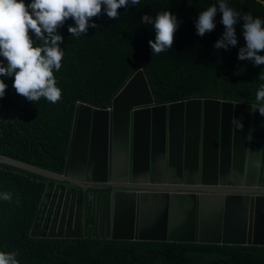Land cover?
<instances>
[{
    "label": "trees",
    "instance_id": "1",
    "mask_svg": "<svg viewBox=\"0 0 264 264\" xmlns=\"http://www.w3.org/2000/svg\"><path fill=\"white\" fill-rule=\"evenodd\" d=\"M139 67L156 105L264 109V5L0 0L1 157L62 175L77 103L108 108ZM46 181L0 165V264H264V248L31 238Z\"/></svg>",
    "mask_w": 264,
    "mask_h": 264
},
{
    "label": "water",
    "instance_id": "2",
    "mask_svg": "<svg viewBox=\"0 0 264 264\" xmlns=\"http://www.w3.org/2000/svg\"><path fill=\"white\" fill-rule=\"evenodd\" d=\"M0 164L47 180L52 194L66 185L53 197L60 205L51 234L36 239H80L75 206L64 215L65 192L101 188L108 193L93 214L108 241L166 235L188 245L264 248V110L211 98L156 105L142 67L108 110L76 105L61 176L8 158Z\"/></svg>",
    "mask_w": 264,
    "mask_h": 264
},
{
    "label": "flooded vegetation",
    "instance_id": "3",
    "mask_svg": "<svg viewBox=\"0 0 264 264\" xmlns=\"http://www.w3.org/2000/svg\"><path fill=\"white\" fill-rule=\"evenodd\" d=\"M65 187L66 185L59 186V188L56 189L55 193L52 194L53 187H51L50 183H46V188L49 193L46 194L41 200L38 215L35 220V224L37 225L38 230L35 231L34 234L39 236H49V234H51L50 229L53 228V221L58 220L59 218V215H57V213L59 211L58 206L60 205V201L57 198L62 196L63 194L60 189ZM73 193L76 194L75 197L72 194L69 195V192H65V196L69 199H67L66 203L62 204V207L65 206L64 215H67L69 212L67 206H75V208L73 209V218H77L76 221L79 220L80 222H82L81 238L87 239V232L88 230L90 231V229L93 230V234L95 233V239L107 238L108 233L104 229L103 221L101 220V222L99 223L95 218V214H93V205L95 208L99 202L103 201L107 196L108 190H101V188H99L82 192L75 189L73 190ZM50 196L52 197L50 198ZM54 196H56L57 198L53 199ZM80 196L82 197L83 204L78 201ZM88 217L93 220L92 224H86V219Z\"/></svg>",
    "mask_w": 264,
    "mask_h": 264
},
{
    "label": "crops",
    "instance_id": "4",
    "mask_svg": "<svg viewBox=\"0 0 264 264\" xmlns=\"http://www.w3.org/2000/svg\"><path fill=\"white\" fill-rule=\"evenodd\" d=\"M259 218H264V215H260ZM259 223H260V222H259ZM260 225H261V223H260ZM230 226H231V229L234 230V227H235V221H234L233 223H231ZM169 240H170V241L178 242V241H176L175 239H168V237L165 235V237H164L163 240H160V239L155 240L154 242H152V244H176V245H188V244H186V243H180V242H178V243H171V242H169ZM194 246H201V245H194ZM203 246H207V245H203Z\"/></svg>",
    "mask_w": 264,
    "mask_h": 264
},
{
    "label": "clouds",
    "instance_id": "5",
    "mask_svg": "<svg viewBox=\"0 0 264 264\" xmlns=\"http://www.w3.org/2000/svg\"><path fill=\"white\" fill-rule=\"evenodd\" d=\"M115 96H116V95H115ZM115 96H114V97H115ZM114 97H113V98H114ZM111 101H112V100H111ZM77 104H78V103H77ZM110 105H111V102H110ZM109 107H110V106H109ZM109 107L106 108L105 110H108ZM257 107H258V106H257ZM259 108H261V107H259ZM261 109H263V108H261ZM263 110H264V109H263ZM72 124H73V121H72ZM0 157H1V155H0ZM2 158H4V157H2ZM0 165H1V164H0ZM35 168H36V167H35ZM60 176H61V175H60ZM46 183H49V182L46 181ZM46 190H47V188H46ZM45 195H46V193H45L43 196H45ZM34 226H35V224H34ZM34 226H33V228H34ZM33 228H32V232H31V234H30V237H31V238H34V237H32V235L34 234V233H33ZM35 239H36V238H35ZM104 239H106V238H104Z\"/></svg>",
    "mask_w": 264,
    "mask_h": 264
}]
</instances>
